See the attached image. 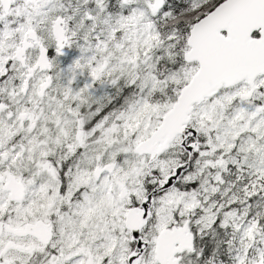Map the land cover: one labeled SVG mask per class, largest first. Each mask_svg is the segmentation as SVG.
I'll use <instances>...</instances> for the list:
<instances>
[{
	"label": "snow or ice",
	"instance_id": "snow-or-ice-1",
	"mask_svg": "<svg viewBox=\"0 0 264 264\" xmlns=\"http://www.w3.org/2000/svg\"><path fill=\"white\" fill-rule=\"evenodd\" d=\"M0 264H264V0H0Z\"/></svg>",
	"mask_w": 264,
	"mask_h": 264
}]
</instances>
